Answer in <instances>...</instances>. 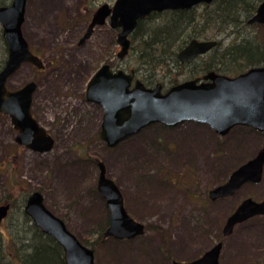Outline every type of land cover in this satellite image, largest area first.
Returning <instances> with one entry per match:
<instances>
[{
  "label": "rangeland",
  "instance_id": "rangeland-1",
  "mask_svg": "<svg viewBox=\"0 0 264 264\" xmlns=\"http://www.w3.org/2000/svg\"><path fill=\"white\" fill-rule=\"evenodd\" d=\"M11 1L0 0V5ZM114 1L27 2L23 32L44 59L45 68L23 64L8 80V88L37 82L32 113L55 138V144L44 153L19 146L10 117L0 112V168L9 160L3 167L7 169H0V204L12 203L0 229L5 250L17 258L24 228L21 211L29 194L36 190L43 193L47 207L62 217L72 232L95 241L109 222L106 200L97 189L100 159L120 186L126 208L145 223L146 230L135 238L109 237L97 244L96 264L190 261L220 241L221 264H264V215L236 225L229 235L223 234L227 218L243 199H264V172L261 182L246 183L233 196L209 197L212 188L227 181L264 146L262 132L236 126L220 135L197 122L177 126L156 123L116 147L107 146L100 138L103 109L86 100V86L102 64L128 71L137 59L132 49L124 60L117 57L118 30L108 23L97 26L82 45L79 37L93 12L101 4ZM206 29L197 38L217 39L225 46L237 35H255L264 46V24L222 31L213 26ZM6 56L0 26V70ZM190 68L158 71L164 89L171 87L175 78L179 83L201 73Z\"/></svg>",
  "mask_w": 264,
  "mask_h": 264
},
{
  "label": "water",
  "instance_id": "water-1",
  "mask_svg": "<svg viewBox=\"0 0 264 264\" xmlns=\"http://www.w3.org/2000/svg\"><path fill=\"white\" fill-rule=\"evenodd\" d=\"M215 0H115L103 3L92 14L82 45L97 26L106 23L118 29L117 57L124 60L130 53L132 34L139 22L153 12L189 10ZM28 0H12L0 5V26L8 48V57L0 70V112L8 115L17 134L15 140L27 148L44 153L53 149L55 138L32 113L37 82L31 80L18 89H9L8 80L24 63L44 67L23 32ZM249 23L264 24V0L249 19ZM217 39L192 38L178 52V59L192 63L218 45ZM85 98L103 109L100 138L109 147L135 136L155 123L177 126L194 121L208 125L220 135L234 127L250 126L264 134V65L253 66L235 76L216 70L200 77L179 82L164 89L162 82L148 86L137 77L136 70L114 69L104 63L89 80ZM100 172L97 189L106 200L109 225L105 237L130 239L142 235L146 225L133 218L125 207L124 195L107 173L106 164L97 160ZM264 172V146L257 154L241 164L227 181L209 191L211 199L233 196L246 183H259ZM10 211V203L0 204V226ZM24 212L44 233L51 235L63 248L66 264H96L95 250L85 245L66 222L49 209L44 195L36 190L29 194ZM264 215V199H243L227 218L223 234L229 235L234 227L251 217ZM223 242H217L201 256L190 261L173 260V264H221Z\"/></svg>",
  "mask_w": 264,
  "mask_h": 264
},
{
  "label": "trees",
  "instance_id": "trees-1",
  "mask_svg": "<svg viewBox=\"0 0 264 264\" xmlns=\"http://www.w3.org/2000/svg\"><path fill=\"white\" fill-rule=\"evenodd\" d=\"M261 1L215 0L189 10L153 12L139 22L132 35L131 49L137 59V64L132 68L148 86H153L161 82L158 73L161 70L165 73L171 72L172 68L180 70L189 66L191 72L201 71L200 74L194 73L193 78L211 70L234 76L250 67L264 64V46L255 35H237L225 46L223 41H219L214 49L192 63H182L178 59V52L192 38L202 36L206 28L213 26L222 31L229 27L257 24L249 23V19ZM173 80L171 86L178 83L176 78ZM21 216L24 228L21 229V246L17 248V258H11L13 254L5 250L4 237L0 232V264H66L59 243L36 226L24 210ZM104 231L100 229L95 241L79 238L96 252V245L107 239Z\"/></svg>",
  "mask_w": 264,
  "mask_h": 264
},
{
  "label": "flooded vegetation",
  "instance_id": "flooded-vegetation-1",
  "mask_svg": "<svg viewBox=\"0 0 264 264\" xmlns=\"http://www.w3.org/2000/svg\"><path fill=\"white\" fill-rule=\"evenodd\" d=\"M92 17V16H91ZM91 19V18H90ZM90 22V21H89ZM89 22L87 23V27H86V30H87V28H88V25H89ZM86 30L80 35V37H79V41L82 39V37L84 36V34L86 33ZM2 38H3V35H2ZM3 41H4V43H5V40H4V38H3ZM78 41V42H79ZM32 48V47H31ZM33 50V49H32ZM34 51V50H33ZM5 52H6V58H5V61H6V59H7V57H8V48H7V45H6V43H5ZM35 52V51H34ZM36 53V52H35ZM37 54V53H36ZM39 55V54H38ZM40 56V55H39ZM41 57V56H40ZM42 58V57H41ZM43 59V58H42ZM43 61H44V59H43ZM5 64V63H4ZM25 64V63H24ZM31 64V63H30ZM33 65V64H32ZM35 66V65H34ZM37 67V66H36ZM38 68V67H37ZM45 68V62H44V67L43 68H38L39 70H42V69H44ZM10 79V78H9ZM7 85H8V83H7ZM22 87V86H21ZM20 88V87H19ZM36 92V91H35ZM34 96H35V93H34ZM33 100H34V97H33ZM32 106H33V103H32ZM34 115V114H33ZM39 121V120H38ZM39 123H40V121H39ZM41 124V123H40ZM42 125V124H41ZM43 126V125H42ZM15 129V128H14ZM16 130V132H15V137H16V134H17V129H15ZM99 136H100V134H99ZM15 142L19 145V146H23V145H21V144H19L16 140H15ZM9 163V160L6 162V163H1L2 165H1V170L2 169H7V168H3V167H5V166H7V164ZM4 203H10V209H11V207H12V203H11V201H7V202H4ZM10 212V211H9ZM8 217V216H7ZM7 217L5 218V219H3V221H2V223H1V226H2V224H3V222L7 219ZM1 226H0V229H1Z\"/></svg>",
  "mask_w": 264,
  "mask_h": 264
}]
</instances>
